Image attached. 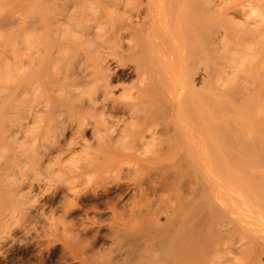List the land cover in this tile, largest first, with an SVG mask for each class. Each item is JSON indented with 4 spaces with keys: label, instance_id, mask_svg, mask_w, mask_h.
I'll return each instance as SVG.
<instances>
[{
    "label": "bare ground",
    "instance_id": "1",
    "mask_svg": "<svg viewBox=\"0 0 264 264\" xmlns=\"http://www.w3.org/2000/svg\"><path fill=\"white\" fill-rule=\"evenodd\" d=\"M45 1L54 3L53 21L63 25V28H59L62 39L56 44L59 57L52 50L49 39L41 36V29L48 19L41 8ZM221 1L0 0V20L6 21L7 17H17L18 14L23 21L17 28L9 29V32L11 30L10 33L20 34L24 39L22 71L8 66V75L5 74L7 69L1 67L4 65L0 58V201L3 199L4 203L9 195H14L16 201H24L27 192L34 188L35 182H28L26 178L28 168L24 140L27 118L33 122L46 111L45 103H41V78L48 77L51 64L58 59L62 60L73 48L77 55L82 53L87 56L88 49L80 47L82 41L83 44L88 41L90 27L92 24L97 26L98 15L99 18L105 16L104 21L109 23L105 48L111 56L96 63L92 70L84 68L74 72L71 78L72 85L77 86L86 83L83 80H100L97 84L95 81V84L101 99L98 101L97 97H89L86 103L81 101V104H78L79 100H73V114H107L106 119L115 125L111 131L103 134L99 133L96 126H92L94 129L91 134L99 146L96 150H90V143L82 133L85 126L81 127L82 124L78 121L76 124L69 123L68 127L73 135L67 140L64 138V142L57 143L44 154L53 162H44L43 156L38 157L37 164H40L44 172L39 174L41 178L35 180V186L44 195L49 191L57 196L58 204L65 208L64 213L67 214L73 208H80L78 202L91 191L89 181L98 169L118 172L123 164H128L130 169L131 162L135 167L132 169V166L131 171L145 167L141 170L144 173L146 167H149L146 170L148 175L155 171L159 177L163 176L157 180L162 193L159 191L158 195L155 194L159 197L157 202L154 199L156 197L151 198L158 184L152 177H148L146 183L152 185L154 189L150 188L153 190L149 186L146 188L147 184H143V188L136 185L140 188L139 193L147 189L146 192L150 190L152 196L140 193L143 199H138H147L144 207L139 200L142 207L138 206L139 203L134 199L135 205H132L133 202L131 205L135 208H130L133 209L127 212L125 220L121 216L116 220L117 215L108 219L110 221L107 220L105 226L111 232L110 236L106 232L111 246H107L110 249L106 247L108 257V253L106 257L103 255L107 249L103 254L98 252L100 250L94 254V250L88 253L85 248L89 241L85 246L86 239L84 242L82 239L84 248L71 246L75 254L72 256L78 257L82 264H200L204 251L201 239L202 213L211 209L217 214L222 213L221 215L222 210H226L229 217L235 216L234 212L238 213L241 233L237 236V244L240 246L233 247L232 242L238 241L235 240L238 227L233 217L235 226L230 227V230L233 229L232 233L229 231V236L232 234L233 239L227 237L228 234L224 231L226 235L216 238L208 248L221 255L222 260L218 264H241L243 259L234 258L238 255L245 256V264H264V0H247L229 5L222 4ZM93 5L95 10L92 12ZM90 10L94 13L91 18L96 16L95 21L93 19L95 23L87 21L91 23L87 27L85 21L87 14L90 16ZM251 11L255 15H250ZM110 14L118 17L119 25L113 24ZM124 28L128 30V35L142 31L145 33V37L142 35L144 38L139 35L142 40L138 39V44H135L137 39L134 44L132 41L133 45L128 43L131 50L126 53L123 52L120 41ZM187 33L189 48L199 50V54L193 56L194 59L192 57L189 65L183 64L185 68L181 66V69L179 66L181 70L177 67L173 69L174 63H177L176 49L183 50V35ZM75 34L76 38L73 37ZM85 34L87 38L82 40ZM151 48L152 51L158 49L159 53L156 55L154 51L155 56H152V51L149 52ZM12 51L17 52L14 49ZM123 55L127 57L126 61L122 60ZM187 56L184 55L185 58ZM177 58L181 60L180 57ZM170 65L172 71L168 70ZM120 69H126V75L133 76L134 80L127 86L113 83V80H121L123 71L119 72ZM5 75L11 82L12 89H9ZM75 85L73 86L76 87ZM117 87L125 94L128 93V98L124 101L113 96ZM156 87H160L159 90L164 88V92L169 90L168 100L160 97L166 101L167 112H164V105L161 106L162 100L157 103L158 97L154 94L159 90L156 91ZM10 110L13 114H9ZM156 114H170L171 123L169 124L170 119L166 115L164 119ZM11 116H15V124L11 130L14 141L12 147L8 146L5 140L7 136L3 133L6 119ZM126 117L129 122L123 123L122 127L116 126L119 119L125 121ZM104 128L107 129V126ZM143 150L144 154H141ZM145 150L150 151L145 153ZM33 165L30 164L31 167ZM184 178L189 189H184L185 192L180 188ZM138 191L137 194L134 193L135 196H138ZM92 192L96 194L95 191ZM11 199L15 200L10 197ZM7 203L5 201L4 204ZM86 207L84 210H87ZM1 210L0 204V212ZM226 211L224 214H227ZM212 214L215 221L218 220L217 215ZM84 216L88 222L81 225L84 231L91 228L93 230L94 226L100 227L105 221L93 217L94 215ZM228 221L230 224L231 219ZM224 222L222 219L219 226L225 224L224 229L228 230L231 225ZM97 229H94L95 235ZM217 233L216 236L221 234ZM77 235L75 237L81 243L80 233ZM226 237L228 240L224 239ZM229 238L232 240L231 244L227 243ZM239 238L244 240L246 255L237 251L243 248ZM232 247L236 248V252ZM234 252L238 255H232Z\"/></svg>",
    "mask_w": 264,
    "mask_h": 264
},
{
    "label": "rangeland",
    "instance_id": "2",
    "mask_svg": "<svg viewBox=\"0 0 264 264\" xmlns=\"http://www.w3.org/2000/svg\"><path fill=\"white\" fill-rule=\"evenodd\" d=\"M217 1H221V0H217ZM223 1L224 2L221 1L222 4L224 3L225 5H229V4H233L235 2L236 3H239V2L242 3V2H245L247 0H223ZM257 1L260 2L261 0H257ZM94 5H93V8H94ZM95 6H97V5H95ZM41 8H43L45 16H46V18H48L45 27H43L41 29V31H42L41 36H42V38H48L49 39L50 45H52L51 46L52 50L56 52V50L58 49L56 47V44L60 43V40L62 39L61 38V31L59 28H61V27L63 28V25L60 22L58 24L55 21H53L54 9H55L53 2L45 1L41 4ZM93 8H92V12H93V10H95V8L94 9ZM100 9H102V8H100ZM98 10H99V8H98ZM100 11L101 10H99V12ZM90 12H91V10H90ZM92 12L90 13V16L87 14V16H88L87 19L85 18L86 19L85 22L87 23V25L89 24L90 21H91V23H95L94 18L96 16L94 18H91V14H92V17L94 15V13H92ZM97 14H99V13L97 12ZM95 15H96V12H95ZM110 15L113 17V24L119 25L118 17L115 14H110ZM250 15H255V12L251 11ZM16 16L17 17H13V16L7 17L6 21H5V19L0 20V58L3 62L2 65H4L1 67L7 69L5 74L8 73V69L10 67L15 68L17 71H22L24 68V65L22 64V58H21L22 50H23V44H24L23 36H21L20 34H17V33L16 34L10 33L11 30L9 32V29H12L15 27L17 28V25L18 26L21 25L20 23H22V21H23V19H21V17L18 14H16ZM99 16L100 15H98V17H97L98 21H96L98 27L96 25L92 24L91 27L93 26V28H94L93 29L89 26L91 23L88 26L86 25L87 27H90V29L92 31L89 30V34L87 35L88 41L85 44H83V41H82V45L80 46V47L85 46L88 49V55L84 56L82 53H79V55H80V57H79V55H77L78 53H76V49L74 51V48H73L72 51H70V53H68L65 57H63L62 60L58 59L56 62L54 61L50 66V70H49V73L47 75L48 77H46V78L43 77V79L41 78V80H40L41 82L39 85H40V89L42 91L41 103L42 104L45 103L46 111L44 114H40V116L38 115L37 118L33 122H31L30 119L27 118L28 125H27V130L25 133L26 139L24 140V152H25L26 158H27V167L26 168H28V169H26V173H27L26 178L28 179L27 180L28 182H30V181L35 182L34 186H33L34 188L31 189V192H29V193L27 192V195H26L27 197H25L24 201L23 200L21 202L16 201L14 195H13V197L11 195H9V196L11 198H14L15 200H13V199L10 200L9 196H7V197H9V199L7 198L8 200L5 199L6 202H8V203L10 202L9 205H8V203H7V205H5L4 204L5 201L3 203V199L1 200L2 202L0 201L1 209L5 210V211L1 210V212H0V264H79V263L82 264L78 257L72 256L74 253L71 250V246L75 245V246H78L79 248H84V247H82V244H83L84 240L86 239L84 244L86 246V244H87L86 242L89 241V244L85 248V250L88 253H92V251L94 250V252H93V254H94V253H96L97 250H100L98 252L99 253L101 252V254H103L107 248L110 249L109 247H107V246H110V244H109L110 242L108 241L107 234L109 233L108 236H110V233H111V232H108L109 231L108 226H105V225H107V220L110 218L113 219L112 218L113 215L114 216L117 215V216H115L116 218L117 217L119 218V216H121L122 218L124 217L123 220H125V218H127V215L129 213L130 208L131 207L135 208V206H132V205H135L134 201L135 200L141 201L140 199H143V198H141L142 193H145V195L148 193L149 195H146V196H149V197L153 195L151 198L156 197V198H154V199H156V201L154 199H152L153 202L158 201V199H157L158 196H156L155 194L158 195L160 192L162 193V188H161V190L159 189L160 187L158 188V186H160V183L157 180L162 179L163 176L159 177L158 174L155 173V171H153L152 169L151 170L153 172L148 171V172H152V173H149L150 175H148L146 170L149 169V167L148 168L146 167V170H144V173L141 170H143L145 167H143V169H141V170L139 169L140 168L139 167L138 170L136 169L137 172L139 171V173H137L136 170H133L136 172V174H134L135 172L133 173V171H131V170L134 169L135 167H134V164L131 162H130L131 165H129V166H131V167H129L130 169H128V167H127L128 164L127 165L123 164L122 166H120L121 168L118 170V172L116 170L101 171V169H98L93 174V178L89 181V186L91 188V191L88 193L87 197L83 198L80 202H78V204L80 205V208L79 207H76L75 209L73 208L70 210L71 212L68 211L67 214H65L66 213L64 211L65 208L62 205H60V203L58 204L59 198L57 196L52 195L53 194L52 192L50 194L49 191L45 192L46 194L44 195L42 193V191L39 192L40 189L37 186H35L36 185L35 180L41 178L40 173L44 172L42 170L43 168H40L41 167L40 164H37L38 157L43 156L44 162L51 163L50 160H52V159L48 160V157L44 156V154L46 151L51 149L57 143L64 142L65 140L68 139V137L73 135L72 130L70 131V128L68 127L71 123L75 122V124H76L79 122L82 124L81 127L85 126V129L83 130L82 133H83V136L90 143V146H88V149H90V150H96L97 147L99 146L98 144H96V140L93 138V136L91 134V130L94 129V128H92V126H96L99 133L103 134V133H106L108 131H111L115 125V123H112L111 120L106 119L107 114H99L98 112H97V114L96 113L73 114V100L75 101L77 99L75 102H78V100H79V102H78V104H79L81 101L83 103H86V101L89 97H97L98 101L101 99V96L97 93V89H96V84L100 80L98 81V80L92 79L91 80L92 82H90V81L88 82V79H87V81L83 80V82H86V83H82L81 86H80V84H78V86H80V87L73 84L76 86V87H74L72 85L73 82H71V78H72V75L74 72H77L79 70H83L84 68H86L87 70H92L93 66L94 65L96 66V63L99 64V62L102 59H104L106 56H108V57L111 56V54H109L107 48H105V42H106L105 40L108 39L107 34L109 32V23L104 21L105 16L100 17V18H99ZM89 17H90V20L88 19ZM262 18L264 20V15ZM85 19H83V20H85ZM93 19H94V21H93ZM87 21H89V22H87ZM85 22H83V24ZM60 24H61V26H60ZM229 26H230V23H229ZM70 31H73V30L70 29ZM68 33H71V32H68ZM137 33H134L133 35L132 34L128 35V30L126 28L123 29V37L121 38L120 41H121V48L123 49L124 53H126L128 50H131L128 47L129 44L133 45L134 42L136 41V39H137V41L135 42V44L137 42L139 43L138 39H141L142 35L145 34V33H143V31H142V33H140V32H137ZM75 35L73 36L74 38L77 37V34H75ZM139 35H141V37H139ZM184 35H183V42L182 43L185 44V46L183 47V50H181L183 53L179 49H176L177 50V53L175 55L176 59L174 56V59L176 60V62L178 64L180 62L181 63H180V65H177V63H174L175 67H173V69L176 67L178 69H180V68L183 69L181 67V66H183V64L186 65L188 63L187 65H189L190 62L192 61V57L199 54L198 53L199 50H197L196 48H195L196 51L194 49H190L191 47H190L189 41H188L189 37H187L188 33L184 34ZM85 36H86V34L84 35V38H82L83 36H81L82 40L87 38V37L85 38ZM144 37H142V38H144ZM79 40H80V38H79ZM132 41H133V44H132ZM76 46H78L77 43H76ZM76 48H77V52H79L78 47H76ZM153 48H151V50H149V52H151ZM12 49L17 51L16 53L14 52L16 57H15ZM178 50H179V52H178ZM189 50H190V52H189ZM19 51H20V53H18ZM154 51L156 52V55H157V53H159L158 49H154ZM154 51H152V53H151L152 56L155 54V53H153ZM55 52L52 53V55H54ZM196 52H197V54H196ZM74 54L77 55L80 59L77 56L75 57ZM148 54H150V53H148ZM184 55H186V56L190 55V56H187L185 58ZM56 56L59 57L60 53L56 52ZM170 57H171V55H170ZM177 57H180V59L182 61L181 60L179 61V59ZM188 57L189 58L191 57V58L188 59ZM172 59H171V61H172ZM185 59H187L186 60L187 62L185 61L186 63H184ZM193 59H194V57H193ZM122 60L126 61L127 57L125 55H123ZM175 60H173L172 62H175ZM172 62H170V63H172ZM8 63H9V65H8ZM155 63H157V62L155 61ZM156 65L157 64H155V66ZM185 65L183 66L184 68L187 66V65L186 66ZM8 66H10V67L8 68ZM179 66H180V68H179ZM169 67L170 68H168V70L171 69V65ZM123 69H124V67H123ZM123 69L119 70V72L123 71L122 78L120 76L121 80H119V81L113 80L114 81L113 83H115L117 85L126 84V86H127L134 79H133L132 75H130V76L126 75L127 70L126 69L123 70ZM171 71H172V69H171ZM179 71L178 72L176 71V73L178 74ZM4 78H6V75L4 76ZM6 79L8 80V78H6ZM95 81H96V84H95ZM8 82L10 85L9 89H12L11 82L9 80H8ZM119 87H117L115 89L113 96L116 97L117 100H123L124 101L126 98H128L127 97L128 93L126 92V94H125L122 91V89ZM77 88H79L80 92H79V90H77ZM158 88H160V87H158ZM158 88L157 87L155 88L156 91L159 90ZM161 89H162V87H161ZM166 89H168V88H165V90ZM168 91L164 92V88H163L162 90H159V92H157V94H154V95H156V97H158V98L166 97L163 100H165V99L168 100V98H167V95L169 93ZM159 93H161V94H159ZM165 94H166V96H165ZM169 95H168V97H169ZM74 96L76 98H74ZM158 98H156L158 100L157 103L162 100L161 98L160 99H158ZM163 100L161 102V106L164 105L163 106L164 108L163 107L162 108L167 109L166 103H165L166 101H163ZM167 105H168V103H167ZM166 109L164 110V112L166 111ZM11 111L12 110H10L9 114H13ZM156 115H158L160 118H164V119H165V117H168L170 119V122H169V119H167V118L166 119L169 122V124L171 123V117H170L171 115L170 114H167V115L166 114H156ZM8 119H6L5 130H3V133L6 134V136H7L5 138V140L8 144V146L12 147L14 144L13 143L14 141H13V133L11 132V130H13V125L15 124L14 123L15 116H11ZM125 119H126L125 121H123L122 119H119L120 121L118 124H116V126L122 127L123 123H126V121L129 122L128 117H126ZM57 123L59 124L58 126H57ZM105 125L107 126V129L104 128ZM81 131H82V129H81ZM71 132H72V134H71ZM10 133H12V134H10ZM64 138H65V140H63ZM149 151L150 150H148V152ZM143 152H144V150L141 151L140 153L142 154ZM148 152H146V150H145V153H148ZM82 153H84V152H82ZM52 162H53V160H52ZM123 162H125V161H123ZM126 162L128 163V161H126ZM30 164L31 165L34 164V165L31 167ZM36 166L38 168H36ZM132 166H133V168H132ZM33 167L36 168L37 170L32 169ZM38 169L40 170V172ZM36 171H38L39 173ZM153 174H155V176ZM141 177H142V179H141ZM148 177L154 178L156 180L155 183L159 184V185L155 184L157 186V189L155 188L157 190V193H156V190H153L154 187H152V185L150 186L149 183H146L147 182L146 180ZM185 178L183 179L182 187L180 186L181 189L183 188L182 189L183 192H185L186 190L189 191V189H187V186H188L187 182L189 180L187 181V178H186V180H185ZM184 180L187 182H184ZM138 181H139V184H137ZM142 181H144L145 183ZM140 182H142V183H140ZM143 184H144V186H145V184H147L145 186L146 188H148V186H149V188L152 187L153 189H151V188L150 189L155 191V192L152 194V193H149L150 192L149 189H148L149 191L146 192V190H147L146 189L145 192L142 191V192H140L141 193L140 194L138 190L140 188L144 187V186L141 187ZM136 185L140 186V188L137 187ZM184 189H185V191H184ZM92 191H95L96 194ZM137 191H138V196H135L134 193H136ZM143 195H142V197H143ZM138 197L140 199H138ZM144 199H145V197H144ZM148 200H149V198H148ZM137 201H135V202L139 203V201L138 202ZM144 201L146 202L147 199ZM144 201H141L143 203V205H142L143 207L145 204ZM18 202H19V204H18ZM132 202L134 204H132ZM141 202L137 205L140 206ZM3 204L5 205V207L3 206ZM8 206H9V208H8ZM86 206L87 207L90 206L89 209ZM142 206H140V207H142ZM85 207L87 210H84ZM205 209H206V207H205ZM205 209L203 208V211ZM131 210H130V212H131ZM220 210H221V208H220ZM85 211H87V213H85ZM225 211L222 210L223 215H224L223 216V215H221L222 214L221 211L219 212L221 214H217V212H215V211L212 212L211 209L208 211V209H207V211H205V212H206V214L208 213L207 214L208 219L206 217L205 212L202 213L204 215L202 216L203 217V219H202L203 223H201V224H203L202 229H201V231H202L201 232L202 233L201 239H203L204 251L202 254L200 264H218V262H220L222 260L221 255L216 254L215 252H212V249H208V248H210V245L216 240V238H218L220 236H221V238H223L226 235V233L228 234L227 235V237H228L230 234L229 231L233 232V229L230 230L231 229L230 227H232L234 225V222H235V225L238 227V222H239L238 221L239 220L238 213L236 214L234 212L235 216L232 215L229 217L228 211H226L228 216H227V214H224ZM212 213L217 215L218 220H216V221L218 224H216L215 218L213 217L214 215ZM87 214L89 217H92L94 215L93 217H96L99 220H102V219L105 220L102 222L104 226L103 225H101L100 227L94 226L93 230L91 228V229H87L84 231L81 225L88 223L86 221V219H84V217H85L84 215H87ZM231 214H233V213H231ZM209 215H210V217H209ZM226 216H227V218H226ZM233 217H235V218H233ZM116 218H114V220ZM118 218L116 220H119ZM122 218H120V219H122ZM162 218H160V219L162 220ZM209 218H210V220H209ZM229 218L231 219L230 224H228ZM232 218L235 220L234 222H232ZM129 219H130V217H129ZM222 219H223V222H224V220L226 221L224 223H226L227 225H231L228 227V230L224 229L225 224L223 226H219L222 223ZM219 220H220V222H219ZM108 221H110V220H108ZM227 221H228V223H227ZM215 226L217 229L215 228ZM221 227H223V228H221ZM69 228H72L74 231H72V229H69ZM96 228H98V229H97V233L95 235L94 229H96ZM210 230H214V231L210 232ZM236 230L238 231V234L236 232L237 235L236 236L234 235V236H235V240H238L237 238L239 237V235L241 233H239V227H238V229L236 228ZM55 231L59 234L58 236H57V233ZM215 231H216V233L218 232L217 234H219V232H221V234L219 236L218 235L216 236ZM74 232H76V234ZM93 232H94V235H93ZM106 232H107V234H106ZM51 233H52V235L55 234V236L54 235L52 236ZM77 233L78 234L80 233L81 237L80 236L79 237H80L81 243H80L79 239H77L75 237L77 235ZM231 236H232V234H231ZM231 236H229V237H231ZM227 237L224 239L228 240ZM67 238H69V239H67ZM231 238H229V241L228 242L226 241V242L227 243L230 242V244H231V242H232ZM82 239H83V242H82ZM68 242L72 243V244H68ZM237 242H239V240L232 242L231 245H234L233 247H235V245H236V248H237L238 245L240 246V244H237ZM240 242L243 243L241 246V247H243L244 240L240 239ZM234 243H236V244H234ZM69 245H70V247H69ZM244 247L241 248L242 250H237L238 253L240 251L239 254L242 253L241 255H246ZM236 248H233L234 249L233 251H235ZM108 249H107L106 253L103 254V255H105L104 257H106L107 253H108L107 254V257H108V255H109ZM70 250L72 253L70 252ZM205 250H207V253H205ZM98 252H97V254L99 256H101ZM235 252L232 255H234V254L238 255ZM244 257L238 255V257L235 256L234 258L235 259L236 258L237 259L238 258L243 259L242 261L240 260L241 264H245L246 258H244ZM76 258L79 260H77ZM101 258H102V256H101ZM236 262L237 261H235V263Z\"/></svg>",
    "mask_w": 264,
    "mask_h": 264
}]
</instances>
